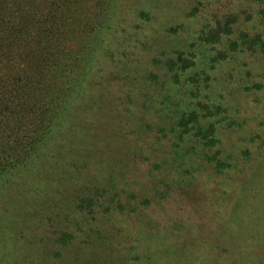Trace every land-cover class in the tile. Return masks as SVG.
<instances>
[{
    "label": "rangeland",
    "instance_id": "obj_1",
    "mask_svg": "<svg viewBox=\"0 0 264 264\" xmlns=\"http://www.w3.org/2000/svg\"><path fill=\"white\" fill-rule=\"evenodd\" d=\"M255 41L264 45V0H0V80L11 86L3 92H32L52 74L60 83L79 64L88 66L79 86L101 70L99 95L117 99L94 123L93 148L75 129V151L59 158L57 169L65 163L70 176L41 199L54 214L38 225L32 259L75 264L76 253L107 243L118 264H264V47ZM99 45L106 49L95 54ZM111 50L120 63L112 64ZM178 53L190 66L176 78L166 60ZM55 56L66 64L61 75L49 71ZM133 62L143 65L141 85L126 74ZM209 105H222L220 114L203 117ZM195 110L202 119L181 125ZM212 124L220 141L209 148L203 131ZM115 132L122 148L99 143ZM218 150L228 165L220 171L206 156ZM74 161L93 171L69 168ZM103 254L94 264H105Z\"/></svg>",
    "mask_w": 264,
    "mask_h": 264
},
{
    "label": "trees",
    "instance_id": "obj_2",
    "mask_svg": "<svg viewBox=\"0 0 264 264\" xmlns=\"http://www.w3.org/2000/svg\"><path fill=\"white\" fill-rule=\"evenodd\" d=\"M255 42H257V44L259 43L258 41ZM105 46H96L95 54L101 51L100 49L105 48ZM144 46L150 49L149 51L156 47L150 43L144 44ZM237 46L239 47L238 43H236V47ZM262 46L264 47V45ZM262 46H259V44L257 45V47L260 48ZM111 51L112 53L109 54V57L114 61L112 64L115 65L116 61H119L121 57H117L119 56V50ZM163 54H165V52H163ZM158 57L160 56L154 57V64L159 65L162 63L163 59ZM172 59L174 61L170 62ZM189 59L190 58H183L182 53H180L177 58L167 59L166 65L174 72V76L177 78L180 71H184L190 66L188 62ZM61 61L62 60L58 56H55L51 61L52 64L49 71L61 75L63 67L66 65L65 62ZM2 62L3 59L0 55V64H2ZM75 66H79L80 70L77 71V75L73 76L70 74L67 80V76H65L63 77L65 80L59 83L57 81L58 76L52 74L51 77H45L32 92L27 93L23 87L24 92L19 96H15L7 90L3 92V87L1 85L7 88L11 86H8L6 81L0 80V264H39L38 262H41V260L36 261L32 259L29 255L31 253L29 246L36 243L34 242V239L37 238L35 236L41 235L39 232L41 226L38 228V225L43 224V220H50V215L54 214V211L52 212L49 207L40 203L41 199L49 195L52 191L55 192L56 189L60 190L61 186H64L63 184H67L65 183L67 180L66 177L70 176L65 174H69V172L63 170L67 168L65 163L61 166L63 167L62 170L57 169V167H59L57 165H61L59 158L61 156L64 157V154L66 155L67 152L75 151V129L77 131H82L84 137L90 135L87 137L89 142L85 145L87 147L90 144V147L93 148L94 144L92 143H94L98 135L97 130L93 128L95 121L101 124L102 122L100 121L105 117L104 115L113 113V110L117 106V99H115L111 91L108 92L107 97L105 96L103 98L99 95L100 89L103 88L104 85L101 70L99 71L96 69V77L93 82L90 80V85L93 87L92 89H95L92 92L91 86L87 85L85 87L79 86L78 84V82L80 83L83 81L88 66L84 67L79 64ZM142 66V63L137 64L133 62V64H131L132 70L128 69L126 73L129 78L132 77L135 80L133 85L136 84V81L137 85H141L137 75L141 72ZM154 73L155 72H152L149 78L157 83L155 80L159 79V76ZM5 82L7 85L4 84ZM63 83L65 84L64 87ZM94 104L99 105L96 108V112H93V109H91L88 111L90 113L84 115V121H81L82 123L77 120V118L82 115L79 112L80 110L90 105L93 106ZM215 107H217V109L212 110L210 105L207 106V112L203 117H208L209 114L210 116L219 115L223 106L220 105ZM199 112L200 110H195L190 114H182L181 125H187L190 121H199L202 119ZM76 114L78 115L76 116ZM85 118L88 120L85 121ZM108 119L110 121V117H108ZM214 126L215 125L212 124L210 129L203 131L206 135L205 138L208 139L206 145L209 148H211L210 146L217 145L220 141L216 134V127ZM83 128L86 130L89 129L90 131H83ZM200 128L202 129V127ZM173 130L174 128L170 129V132L173 133ZM113 135L114 140L109 138V134H107L104 139H100L101 137H99V143L104 146V143L107 142L108 145L113 144V147H120L122 143L118 140L119 133L115 132ZM184 138L185 137L181 133L177 143L174 144L177 153L182 149L181 146ZM119 143L120 145H116ZM122 147L123 145L121 148ZM221 153V150H218L212 154L208 151L206 154L207 160L215 164L219 171L224 167H228V165L225 164L226 160L221 157ZM180 158L179 166L182 167V165L186 163L188 157H186V154H181ZM90 164L91 162L87 161H80L75 164L74 161L69 165V168L80 167V169H86L90 167L93 171V165ZM163 165L164 163L162 162L158 163L157 168L161 167L165 169L166 166L164 167ZM54 169H56V171H54ZM175 170L177 171V169ZM57 171L59 173L55 176V172ZM106 172L108 173L109 171ZM106 172L105 175L107 174ZM61 174L64 176H60ZM111 176L110 174V177ZM53 185H56V188H52ZM89 188L88 191L94 189V186L91 184ZM112 188L116 189L117 186H111L110 189ZM118 195L119 194H117V196ZM86 203L88 204V202ZM81 207L82 206H80V208ZM93 218L96 219L97 216L95 215ZM33 225L35 228L32 229V233L30 232V228ZM99 234L100 233H98V235ZM38 243L37 241V244ZM107 246L110 247L108 248ZM113 246L106 243V249L99 247L93 251L92 255H90L88 251L78 252L75 255V264H94L92 259L101 253H104L100 258L102 257L101 259L106 261L105 264H118L116 258H111L112 251L114 250ZM130 247L131 246H129V248ZM132 247L136 248L138 245H132ZM132 247L130 250L133 249ZM184 252L185 251H183V253ZM54 255L58 257L59 254L57 253ZM140 257L141 256H137L135 260H140ZM181 258V260H185L187 256L186 258H183V256ZM148 259L151 260L153 258Z\"/></svg>",
    "mask_w": 264,
    "mask_h": 264
}]
</instances>
